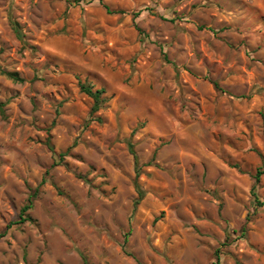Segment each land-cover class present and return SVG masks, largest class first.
Masks as SVG:
<instances>
[{
  "label": "rangeland",
  "instance_id": "obj_1",
  "mask_svg": "<svg viewBox=\"0 0 264 264\" xmlns=\"http://www.w3.org/2000/svg\"><path fill=\"white\" fill-rule=\"evenodd\" d=\"M0 104V264H264V0H0Z\"/></svg>",
  "mask_w": 264,
  "mask_h": 264
},
{
  "label": "trees",
  "instance_id": "obj_2",
  "mask_svg": "<svg viewBox=\"0 0 264 264\" xmlns=\"http://www.w3.org/2000/svg\"><path fill=\"white\" fill-rule=\"evenodd\" d=\"M106 12L108 14H122L123 13L122 11L113 12V11H110L108 8H106ZM136 15H138V13H136L134 16H136ZM9 24H10V26H11L14 34H15V37L21 43L22 48L27 49L29 51H34L35 48L27 44V42L25 40L24 33L22 32L19 25L14 20H12L11 18H9ZM174 69H175L176 73H178V69L175 65H174ZM2 74L15 83L23 82V79L16 72L2 71ZM79 89H80L81 93H83L84 95H86L87 97H89L92 100V105H91L90 112H89V121H98L99 119L94 118L93 116L103 107V104L105 102V98L103 97L104 90L103 89H93V87L91 85L87 84L86 82H82V81H79ZM2 108H3V104H0V111L1 112H2ZM50 126L52 127L53 124H51ZM86 126H87V123H86L85 127ZM139 126H142V124H140ZM51 127H49V129H47V132H49ZM133 132H135V131H133ZM48 142L49 141H47V143ZM49 148L53 149L51 146ZM127 148H128L129 153L133 156L134 171H135L133 186H134V190L136 193V199L134 201V206H137L143 200V198L145 196L144 190L141 188V186L138 183V179H139L140 174H141V168L143 167V165L139 162V160H138V158H137V156L133 150V145L129 141H127ZM62 155H64V154H61V156ZM154 157H155V154H153L152 159ZM148 164H152V161H150ZM261 175H262L261 171L256 172V174H255V182L256 183L259 182ZM42 183H43V181L41 182V184ZM39 187H40V185L32 190L27 204H25L20 210L18 221L10 223L9 226H12V225L17 224V223L27 222V221L32 222V219L27 215V213L32 208L33 200L38 195ZM254 188L255 187H253V191H252L253 195H254ZM9 226L7 228H9ZM214 264H218V255H216V261ZM235 264H241V263L237 261Z\"/></svg>",
  "mask_w": 264,
  "mask_h": 264
}]
</instances>
